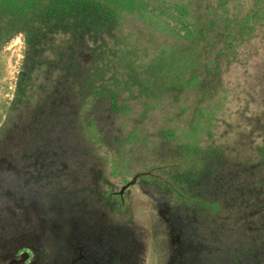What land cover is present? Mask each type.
<instances>
[{
  "label": "rangeland",
  "instance_id": "374dc122",
  "mask_svg": "<svg viewBox=\"0 0 264 264\" xmlns=\"http://www.w3.org/2000/svg\"><path fill=\"white\" fill-rule=\"evenodd\" d=\"M182 1L177 15L166 4L156 9L157 0L118 10L109 0L84 1L87 14L69 18L52 10L58 0H0V170L12 159L33 178L38 153L63 143L60 156L91 167L71 162L80 189L95 186L101 196L103 187L121 197L106 205L103 196L83 193L93 206L101 201L94 208L118 235L88 264H264V243L248 241L247 226L234 223L217 229L215 240H196L189 219L195 206L142 176L152 171L169 180L185 144L243 165L258 163L264 151V0ZM180 19L192 33L175 26ZM19 121L28 132L22 142L7 137ZM16 171H0L7 242L36 229L39 215L24 220L28 200L14 194L41 186ZM209 227L215 229L205 222L198 230L206 235ZM5 248L0 264H49L57 254Z\"/></svg>",
  "mask_w": 264,
  "mask_h": 264
},
{
  "label": "trees",
  "instance_id": "16d2710c",
  "mask_svg": "<svg viewBox=\"0 0 264 264\" xmlns=\"http://www.w3.org/2000/svg\"><path fill=\"white\" fill-rule=\"evenodd\" d=\"M84 1L99 0H58L52 10L56 15L62 14L63 17L84 16L87 14V8L83 6ZM134 1L138 4V8H143L148 3L147 0ZM173 2V0L169 3L157 0L156 9L161 11L166 8V4L168 6L166 10L172 9L173 13L177 15L180 9L186 7L182 5V0L180 3ZM109 3L113 5L114 10H118L121 7L132 6L133 0H109ZM177 21L179 23H176L175 26H180L186 33H192V26L187 22V19ZM110 102L113 103L112 100ZM24 131L27 135L28 132L24 129L22 121H19L13 133L10 131L7 137L14 136L16 139L21 137L19 142H22L25 137ZM65 147L66 145L62 143L58 147L59 151L46 149L39 152L36 162L30 165L34 166L38 172L33 178L30 173L23 172L26 164L19 166L21 168H15L14 160L7 159L4 162L5 167L0 171H5L7 174L8 171L16 169V176L26 175L27 178L33 179L30 184H40L41 187L37 190H28L25 197L24 192L14 194L19 203L28 200L27 205L24 202L22 208L25 221L28 217H34L29 212L39 213L36 223L38 232H34L36 229L32 228L35 224H32L33 227L27 235L19 234L7 242L5 239L7 236L2 233L0 228V247L2 245L6 248L7 246L24 245L37 250L43 248L47 252L49 249H55L57 254L52 256L49 264H88L92 252L99 253L101 248H106L104 244L113 246L116 242L117 229L111 228L105 222L102 213L94 208V206L99 208L98 203L101 201L93 206V199L88 198L89 201H87L86 198H83V193L94 192L93 195H95L98 189L95 186L88 190L85 188V191L84 187L80 189L76 177L79 170H74V172L69 166L72 162L76 167H84L88 170H91V167H85L83 163L70 161L68 157L60 156L65 151ZM18 150H21V154H23V148ZM177 152L181 158L180 162L183 163L177 169L173 168L174 172L169 180L157 179V175L152 171H148L142 176L151 177L165 184L182 202L181 204L195 206L189 210L192 214L189 218L193 230L191 235H194L196 240H210L213 235L215 240L217 229H227L229 226L232 228L234 223H237L241 224L242 229L247 226L253 234L252 238H247L248 241L254 245L259 242L264 243V151L261 153V161L252 165L228 163L222 156L221 160H217L214 157V150L202 152L196 149L193 144L181 145ZM197 153L199 156H196ZM98 175L94 173L97 181L99 183L102 181L101 183L105 184L104 178H98ZM82 179L84 180L83 184L89 182L86 181L87 177L85 176H82ZM100 190L101 196H103L102 202L106 205L111 204L109 202L115 198L121 200L119 195H114L111 191L106 193L103 187ZM38 191L43 194L44 202L42 204L37 201L36 193ZM197 212L205 214V218H202V215ZM230 220L232 223H229ZM205 222L215 225V229L210 230L209 227L208 231H205L206 235L201 233L203 230H198L200 224ZM32 242L36 243L32 245ZM92 247L97 250L91 251Z\"/></svg>",
  "mask_w": 264,
  "mask_h": 264
},
{
  "label": "water",
  "instance_id": "95a60500",
  "mask_svg": "<svg viewBox=\"0 0 264 264\" xmlns=\"http://www.w3.org/2000/svg\"><path fill=\"white\" fill-rule=\"evenodd\" d=\"M28 255L26 252H23L21 255H20V262H24L26 259H27ZM14 261H11V263L9 264H13Z\"/></svg>",
  "mask_w": 264,
  "mask_h": 264
}]
</instances>
